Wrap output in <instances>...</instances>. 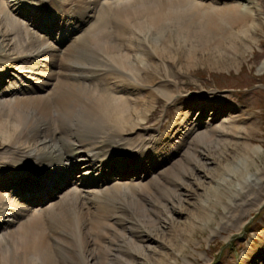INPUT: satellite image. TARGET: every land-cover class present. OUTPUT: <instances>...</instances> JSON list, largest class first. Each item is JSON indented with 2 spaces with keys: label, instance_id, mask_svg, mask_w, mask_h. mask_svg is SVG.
Returning <instances> with one entry per match:
<instances>
[{
  "label": "bare ground",
  "instance_id": "obj_1",
  "mask_svg": "<svg viewBox=\"0 0 264 264\" xmlns=\"http://www.w3.org/2000/svg\"><path fill=\"white\" fill-rule=\"evenodd\" d=\"M33 1L17 0V3L30 9L24 11L25 15L44 25L50 33L53 28L47 17H55L54 13L50 14L44 8L43 0ZM229 1L203 0L205 4L209 2L205 5L193 0H112L111 3L58 0V7L49 5L51 10L57 8L58 23L53 20L55 31L61 26L64 29L77 27L80 23L85 25L67 46L58 51L60 56L57 57L58 52L51 44L40 40L20 20L8 16L4 8L10 5L0 3V71L8 75L1 67L4 65L2 60L9 65L15 64L14 77L17 76L18 80V83L0 84V167L13 166V158L28 154L34 157L32 161L41 159L46 162L50 158L52 163L62 166L67 154L92 149L102 152L101 159L105 156L101 165L112 166L117 173H126L128 177L137 176L136 172L140 171L137 169L146 166L144 161L138 163L137 159L145 158L146 152L138 150L137 154L124 150V155L118 157L111 152L118 147L129 150L139 142L138 119L144 110L142 97L145 96L141 97L142 100L131 98L134 93L124 97L129 91L138 92L132 85L134 82L130 83L132 78H137L133 77L130 64L136 61L135 54L131 55L135 52L133 49L146 57L176 53L177 59L190 61L193 51L185 55L182 50V43L190 41L195 48L199 46V50L207 53L211 64L222 65L230 56L227 58L220 51L236 56L242 42L250 38L248 22L253 18L240 0L233 1L234 4ZM47 2L53 4L55 1ZM45 21L48 25L44 24ZM8 50L9 53H5ZM46 61L53 70H42L44 80L39 81L42 84L40 94L25 93L26 89H34L31 84L35 79L31 77L40 75L41 63ZM19 64L28 65V74L20 71ZM21 75L27 79L23 81ZM46 85L50 86L47 90ZM156 86V89L162 87ZM163 96L167 101H175L173 95ZM206 108V105L200 106L202 111ZM148 112L145 109L144 113ZM215 116L213 112V119ZM235 122L232 118H223L220 125L202 131L185 124L180 145L187 137L190 141L186 143L181 159L171 163L159 175L152 173L144 182L126 180L82 193L71 188L52 204L30 214L17 206L19 218L6 222L17 226L3 228L0 233V264L137 263L141 252L149 250V241L157 242L153 234L157 229L155 225H172L166 205L176 196L175 188L187 189L186 179L192 177V170L186 164L194 163L195 168L202 165L194 155L209 160L211 152L222 155L229 145L243 149L245 145L238 146L233 139H248V135L231 134ZM167 137L164 135L163 139L160 137L147 143L157 154L153 156L155 161L170 150L164 147ZM86 160L91 163L88 156ZM92 169L97 171V168L89 167ZM12 173L13 170L2 172L0 178ZM235 178L236 183H242L239 177ZM15 179L18 181L19 176ZM260 179L245 181L244 193L253 194L250 199H244L243 189H240L243 187H239L232 189L240 202L236 198L231 203L220 202H225L223 204L233 212L240 211L256 200L254 198L261 188ZM12 206L14 204L6 205L0 199V222L9 217ZM172 236L174 239L181 236L177 227L172 228Z\"/></svg>",
  "mask_w": 264,
  "mask_h": 264
},
{
  "label": "rangeland",
  "instance_id": "obj_2",
  "mask_svg": "<svg viewBox=\"0 0 264 264\" xmlns=\"http://www.w3.org/2000/svg\"><path fill=\"white\" fill-rule=\"evenodd\" d=\"M8 1L10 3V0H0V3L3 5ZM202 1L193 0L194 3L205 4ZM233 1L239 0H230L229 3L234 4ZM239 2H242L245 10L248 7L246 11L253 16L248 22L250 28L247 34L250 38L242 42V48L236 56L221 50V54H225L227 58L230 56L222 65L211 64L205 55L207 53L199 50V46L195 48L190 41L182 43L185 55L193 51L190 61L177 59L176 53L162 57L155 55L146 57L134 49L135 52L131 53L135 54L136 60L130 62L132 74L137 78H132L130 83L134 82L132 85L138 92L129 91L124 97L131 93H134L131 98L137 100L145 96L142 97L145 101L144 110L138 119L140 134L138 140L139 142L142 140L141 144L144 138H149L158 130L166 133L170 128V134L178 132V144L174 135L170 138V143L175 141L169 150L171 154L184 138L185 122L176 128L175 124L181 123L182 117L185 116H188L187 122L190 120L188 125L195 121V124L199 123L195 127L192 125L198 131L220 125L223 118H232L236 121L232 126L234 130L228 131L230 130L231 134L239 132L248 135V139H233L238 146L245 145L243 149L229 145L222 155L211 152L209 160L195 154V158L202 162L201 168L199 166L195 168L194 163L186 164V167L192 170V177L186 179L187 189L175 188L176 196L172 203L166 205L172 225L165 224L163 227L161 223L155 225L157 229L153 234L157 242L149 241V250L141 252L143 255L140 254L135 264H264V0ZM4 9L8 16L16 21L13 11L9 7ZM136 68L137 70L143 68V72L137 71ZM156 84L162 87L156 89L158 88ZM146 93L149 95H144ZM163 94L175 96V101H167ZM186 104H189L190 108L194 106L189 113H183L181 110ZM204 105L207 108L202 111L200 106ZM189 107L185 110H189ZM145 109L149 112L144 113ZM213 112L216 113L214 119ZM189 139L187 137L185 143L181 144L169 159L165 154L162 159H167L160 162L163 164L152 173L159 175L170 167L171 163L180 160ZM151 174L144 176L141 181H146ZM236 176L242 183H236ZM256 177H261L262 181L259 195L254 198L256 200L253 203L247 204L240 211H234L238 215L235 217L234 212L223 203H231L234 198L238 200L234 190L239 187H243L240 189H243L241 193L245 195L244 199H250L253 194L244 193L245 181ZM220 200L225 202L222 203ZM237 202H240V199ZM173 227L179 230L181 234L179 238H173Z\"/></svg>",
  "mask_w": 264,
  "mask_h": 264
}]
</instances>
